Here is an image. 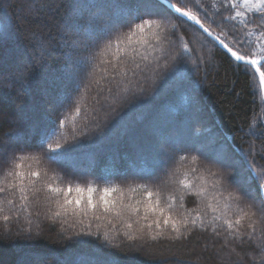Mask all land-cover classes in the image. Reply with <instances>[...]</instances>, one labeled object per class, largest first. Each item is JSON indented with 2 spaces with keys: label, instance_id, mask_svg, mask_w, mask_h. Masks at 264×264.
I'll return each instance as SVG.
<instances>
[{
  "label": "trees",
  "instance_id": "16d2710c",
  "mask_svg": "<svg viewBox=\"0 0 264 264\" xmlns=\"http://www.w3.org/2000/svg\"><path fill=\"white\" fill-rule=\"evenodd\" d=\"M37 1L45 12L36 30L38 39L30 34L35 26L32 14L24 10L25 0H0V150L5 157L13 152L39 156V163L25 161L24 170L31 164L46 172L42 182L62 187L91 182L98 190L116 186L121 193L113 196L122 194L125 203L131 204L143 199L144 187L166 197L177 190L175 180L184 170L196 168L197 175L207 181L209 202L214 194L222 206L230 192L238 195L232 180L236 171L241 180L247 177L250 164L256 172H264V94L258 76L251 69L238 68L196 25L157 0H49L51 8ZM172 2L196 14L234 50L255 51L252 45H234L240 32L233 27L235 22L224 20L234 13L225 0ZM154 4L162 5L152 11L161 14L166 38L155 49L134 44L130 55L119 53L118 67L128 70L139 63L144 71L136 70L135 76L128 71L126 77L117 75L113 80L108 61L117 63L115 46L105 55L106 44L126 32L134 17L145 14L142 5ZM250 19V39L254 40L259 33L256 25L262 21L258 13L250 14ZM145 56L147 60L142 59ZM184 129L188 131L185 140L177 136ZM17 139L25 143L11 146ZM57 142L62 145L58 151L67 154L49 159L53 154L48 145ZM192 157L197 158L195 163ZM9 167L0 162V187L8 182ZM193 180L200 183L195 176ZM42 182L36 185L42 190L34 198L39 203H33L31 216L8 211L0 194L5 207L0 213V264H232L237 259L235 255L228 258V249L221 247L223 235L212 236L211 228L197 229L184 242L169 241L168 232L157 241L145 237L130 242L123 235L127 229L121 220L114 214L105 217L102 209L96 210L99 220L92 213L87 217L68 213L53 222L49 217L56 206L46 200L50 194ZM246 189L249 195L239 205L248 217L259 221L263 188L248 181ZM228 203L229 216L239 215L237 201ZM204 204L193 190L185 194L183 207L177 203L175 213L206 212L211 219L212 210ZM4 215L12 219L6 223ZM248 223L246 218L242 231ZM217 230L223 233L219 222ZM89 231L92 235H86ZM228 240L231 245L237 243L230 236ZM237 251L244 256L247 244L244 251ZM36 258L47 260L40 263ZM256 264H260L258 256Z\"/></svg>",
  "mask_w": 264,
  "mask_h": 264
},
{
  "label": "snow or ice",
  "instance_id": "6c2138e0",
  "mask_svg": "<svg viewBox=\"0 0 264 264\" xmlns=\"http://www.w3.org/2000/svg\"><path fill=\"white\" fill-rule=\"evenodd\" d=\"M25 2L29 5V14L33 11L35 12V15H32L31 18V23L35 28L30 34L38 39L36 30L40 29V26L43 24L41 17L45 16V12L42 8L36 7V0H25ZM43 4L47 8H51L52 6L49 0H43ZM225 4L234 9V13L230 16H225L224 20L235 22L233 27L238 28L240 32V38H234V45H238L241 48L252 45L255 51L252 54H244L234 50V46H230L219 35H216L214 38L226 49L230 57L234 58L238 68L243 66L244 71L247 72L251 69L253 73L258 74L260 89L264 91V0H242V5L240 0H225ZM161 6L159 4L142 5L141 7L145 9V14L134 17L127 24L126 32L117 35L114 40L110 39L106 44L105 55L115 46L113 56L117 63L108 61L115 73L113 80H115L117 75L126 77L128 71H131L133 76L137 74L136 70L144 71L139 63H136L133 69L128 70L125 67H118L120 63L119 53L124 52L130 55L129 49L134 44L155 49L166 38L163 35L165 26L161 14L152 11V9ZM164 7L173 10L180 16L187 17L188 20L194 21L205 33L210 36L213 35L210 29L204 26L199 17L188 11L185 7L178 6L172 0H168L167 5H164ZM253 13L260 14L262 21V23L256 25L259 33L255 36L254 40L250 39L253 36V32L249 30V24L251 23L250 14ZM48 39H51V37L49 36ZM153 41L155 43H152ZM185 49L190 50L187 44H185ZM142 59L147 60V57H142ZM103 71L107 73L108 69L105 68ZM108 91L111 92L112 88H109ZM97 102L99 103V100ZM80 111V107L77 106L75 114L78 116ZM64 125L65 120L61 119L59 127L63 128ZM61 148L62 145L59 142L55 145L49 144L48 151L53 154L49 156V159L59 160L66 155V152L58 151ZM262 148H264V145H262ZM252 151L253 148L250 146L249 154ZM261 158L264 159V155ZM40 159L39 156L35 155H16L13 152L10 157H5L3 153H0V162L10 165L5 177L8 182L0 187V194H3L5 197L8 211L15 210L18 214L27 213L29 216L32 215L31 207L33 203H39L38 199L34 198L42 190L41 188H37L36 185L42 182V176H46L47 173L42 174L41 170L32 168L31 164L27 165L28 170L25 171L26 166L24 162L31 160L39 163ZM181 159L183 160L185 157L182 156ZM196 159V157H192V162L195 163ZM197 171L196 168L184 170L175 180L178 186L177 190L169 192L164 198H162L160 191H153L141 186L144 187V197L142 200L136 201L135 204L125 203L122 194L113 196V193H121V190L116 186H107L98 190L91 182L87 183L86 186L69 183L62 187L43 181L42 187L50 194L46 197V200L54 202L56 206V210L52 211L49 217L53 222L61 216H66L68 213L84 217L92 213L95 219L99 220L101 216L96 215V210L102 209L105 217L108 214H114L116 218L121 220L127 229L123 235L130 242L144 240L145 237L148 240L157 241L164 237L166 232L170 233L167 237L169 241L184 242L188 241L197 229L207 232L211 228L212 236L219 238L223 235L221 247L228 249V258L230 259L233 255L237 256V259L232 264H246L247 260H250L251 264H256L257 256L259 257L260 264H264V208L260 209L261 215L259 221H257L248 217L247 213L239 205L241 198L249 195L246 189L248 181H255L259 187L264 188V184L260 183L264 181V172H256L253 165L250 164L247 177L241 180L238 179V177H241V173L236 171L232 180L237 188L238 195L234 196L230 192L221 206V201L214 194L211 196V201L209 202V190L206 187L207 181L202 175H197ZM193 176L196 177V180L200 181L199 184L193 180ZM216 183L219 182L217 181ZM216 183L213 184V188L216 187ZM193 190H195L197 196L205 201V209L212 210L213 215L211 219H207L206 212L185 211L180 214L175 213L177 203L179 202V206L183 207L185 194L191 193ZM130 191H136V189L132 188ZM232 200L237 201V208L240 213L235 217L228 214L231 208L228 201ZM261 202L264 204V197L261 198ZM141 208H143L142 215L140 214ZM4 212L5 207L3 204H0V213ZM36 215L38 216L39 212ZM255 215L256 213L253 212L252 216ZM133 216L136 217L135 220L132 219ZM246 218L249 220V223L246 226V230L242 231L241 229L244 227L243 221ZM11 219L12 217L9 215L3 216V221L6 223ZM16 219L19 220V215L16 216ZM218 222L223 228V233L217 230ZM28 223L31 224V220ZM27 231L29 233L28 238L30 239L31 228L27 229ZM86 235H92V233L89 231ZM229 236L232 238V241L237 242L235 245H231V242L228 240ZM104 238L105 240L109 239L108 231L104 232ZM80 242L89 243L86 240ZM245 244H247V252H245L244 256H241L237 248L240 251H244ZM140 248L141 250L143 249V244L140 245ZM248 253H252V255L249 257ZM113 264H115V261Z\"/></svg>",
  "mask_w": 264,
  "mask_h": 264
},
{
  "label": "rangeland",
  "instance_id": "374dc122",
  "mask_svg": "<svg viewBox=\"0 0 264 264\" xmlns=\"http://www.w3.org/2000/svg\"><path fill=\"white\" fill-rule=\"evenodd\" d=\"M11 1H13V0H11ZM37 5H38V1L36 0V7H37ZM23 7H24V10H26L27 12H28V8H29V5L28 4H26V2H25V4L23 5ZM29 13V12H28ZM32 15H35V12L33 11L32 13H31ZM196 53H195V55H198V51H195ZM262 91V90H261ZM262 94H264V91H262ZM264 96V95H263ZM172 128H175V127H172ZM188 131L187 130H182L181 131V133H179L177 136H179V137H182V138H184V140L185 139H188ZM181 139V138H180ZM25 142H24V140H21V139H17V140H14L12 143H11V146H12V144H24ZM173 143V142H172ZM2 150H0V153H2L1 152ZM36 260H38L40 263H42V262H45L46 263V260L47 259H41V258H36ZM53 260H57L56 258H54ZM57 262V261H56Z\"/></svg>",
  "mask_w": 264,
  "mask_h": 264
},
{
  "label": "water",
  "instance_id": "95a60500",
  "mask_svg": "<svg viewBox=\"0 0 264 264\" xmlns=\"http://www.w3.org/2000/svg\"><path fill=\"white\" fill-rule=\"evenodd\" d=\"M157 1H159L160 3H162L163 5H167V3H168V1L167 0H157ZM169 10H171V9H169ZM174 14H176L177 16H179L180 18H182V19H184V20H186V21H188V22H190V23H192V24H194V25H196L201 31H203V29L202 28H200V26L199 25H197L194 21H191V20H188L187 19V17H183V16H180L179 14H177V13H175L173 10H171ZM204 32V31H203ZM205 33V32H204ZM206 34V36H208L213 42H215L224 52H226L227 53V51H226V49H224L220 44H219V42L218 41H216L215 40V36L216 35H208L207 33H205ZM228 54V53H227ZM229 56H230V54H228ZM234 59V58H233ZM257 76H258V74H256ZM262 194H263V197H264V188H263V190H262Z\"/></svg>",
  "mask_w": 264,
  "mask_h": 264
}]
</instances>
